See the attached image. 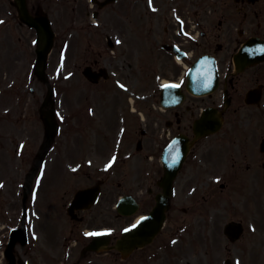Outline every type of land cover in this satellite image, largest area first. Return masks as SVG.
I'll return each instance as SVG.
<instances>
[{
    "label": "flooded vegetation",
    "instance_id": "obj_1",
    "mask_svg": "<svg viewBox=\"0 0 264 264\" xmlns=\"http://www.w3.org/2000/svg\"><path fill=\"white\" fill-rule=\"evenodd\" d=\"M3 1L0 6V21L3 23L0 25L9 26L16 22L19 27H25L17 17L14 0ZM26 1L32 13L41 8L47 12L54 26L66 23L67 27L81 26L85 32L96 34L92 39L90 36L87 41H81L80 47L77 43L84 55L81 64L94 70L103 67L101 59L111 46L118 49V54H127L124 46L128 45L131 36L128 34L133 28L141 40V47L150 46V49L156 50L148 52L152 59L149 63L152 72L147 83L141 77L136 84L123 85L125 90L133 87L136 92L132 112H129L127 99L118 102L121 105H114L117 108L115 132L108 139L103 138L110 151L108 157L105 158V152H99L92 146L95 172L98 169L106 173L107 169L120 168L135 172L131 178L127 176L124 179L121 198H134L138 210L134 215L121 217L123 227L119 237L125 229L133 226L137 215L149 214L154 208L157 195L163 192L160 183L164 173V150L166 146L170 147L172 194L165 231H161L151 244L132 249L125 260L135 255L144 260L151 253L148 248L153 247L158 239H161V245L174 239L173 245L181 248L185 241L183 236L190 234L193 215L205 205L219 210L220 202L226 195L231 200L234 197L243 210L250 209V172L256 168L255 110H262L264 119V62L243 70L235 67L236 52L243 43L257 35H245V31L239 30L235 17L224 13V0L216 3L215 14L201 15L200 18L198 16L204 10L201 2L166 0L165 11L169 15L166 20L158 21L155 13L162 10L161 0ZM241 2L247 4L245 0ZM191 3L196 8L191 17L196 19L195 25L187 19ZM5 4L9 8H5ZM233 7L238 11L241 9L239 5ZM235 33L238 35L235 36ZM257 37L264 39V35ZM164 44L174 45L177 49H163ZM24 46L25 53L30 51L31 39L25 41ZM70 47L66 44L62 51L67 55ZM20 59V56L15 58L16 61ZM200 59L206 60L203 73L195 80L192 76L190 81L197 90L204 92L197 95L188 90V74ZM166 82L178 83L179 87L169 88L163 94ZM146 90L152 91V94L146 96ZM144 106L151 109L150 120L139 113ZM209 108L218 114L222 127L206 134L199 130V123L204 111ZM122 164L124 167L119 166ZM96 179L105 182V179ZM113 206V195L107 194L100 201L97 213L87 209L78 211V215L82 213L86 223L96 216L107 219L111 217ZM124 207L130 208L128 201ZM0 209H7V217L13 220L20 218L22 222L25 217L24 205L20 209L16 203H10L6 208L2 204ZM105 223L111 230L110 245H114L118 232L114 231L111 223ZM85 241V237L80 238L81 243L86 244ZM109 252L122 257V253L115 249Z\"/></svg>",
    "mask_w": 264,
    "mask_h": 264
},
{
    "label": "rangeland",
    "instance_id": "obj_2",
    "mask_svg": "<svg viewBox=\"0 0 264 264\" xmlns=\"http://www.w3.org/2000/svg\"><path fill=\"white\" fill-rule=\"evenodd\" d=\"M193 1H201L204 6L198 18L201 15L215 14L218 0ZM2 3L3 0H0V6ZM166 4V0L160 1L162 10L155 13L156 21L165 19L169 15V12L165 11ZM233 5V0H224L226 15L230 13L235 16L240 28L263 33L264 0H259L256 5H249L241 13H237ZM1 11L5 15L2 9ZM188 21L194 25L196 19L189 18ZM258 23L263 24L261 29L258 28ZM58 26L61 45L67 39L74 44L77 39L74 31L77 27L68 28L66 23H59ZM234 35L236 36L237 33ZM35 37L34 30L21 28L16 22H12L9 26L0 25V206L3 204L5 208L10 203H16L21 208L20 192L26 181L24 174L33 166L34 156L44 137L39 106L47 87L35 76L33 70L36 60ZM30 39H32L31 51L27 50L25 53L24 42ZM134 42L135 40L129 41L128 53L124 59L105 57L119 66L120 63L133 66L132 69L127 68L128 76L130 77L129 73H131L132 78L137 76L136 64L139 62V57L141 58V50H137ZM71 51H75V46ZM138 53L140 55H137ZM19 56L21 59L16 61L15 58ZM60 57L57 45L49 56L48 77L56 90L55 107L57 116L62 122L61 129L55 148L51 150L46 160L47 178L38 193L33 194L31 198L34 203H31L28 222L29 242L25 247L17 246L30 264H73L78 261L83 244H76V241L82 233L83 225L72 222L65 209L61 207V201L63 197H66V200L71 199L76 189L91 183L84 176L87 173L80 175V171L83 170H79L76 163L81 162L82 166L85 165L84 159L89 155L91 142L96 143L99 152H105V158L108 157L110 151L103 145L102 134L98 132H103L106 138L114 133L117 110L114 105H121L118 102H123L122 99H127L129 96L130 99L134 98L133 92H122L115 88V83L119 82H115V79H119V75L109 82L93 87L77 69L78 63L83 60V55L76 54L65 60H61ZM31 88L35 89L33 94ZM151 94L152 91H145V95ZM144 109L150 114L148 107L144 106ZM260 111L255 110L254 115L257 138L256 170L253 172L250 185V202L254 203L253 209L248 213L253 216L252 218L234 215L225 204L224 207L229 209L228 212L220 213L216 220L210 217L205 220L202 218L193 220L192 233L183 236L185 241L182 242L181 248L170 243L161 245L160 239L148 250L151 253L142 260L143 262L137 255L128 261H123L116 253L111 252L106 255L92 254L83 259L81 264H224L228 257L234 264H257L258 254L261 255L259 264H264V155L259 151V142L264 136V119L261 116L263 111ZM21 140L25 142V149L22 151L17 148ZM119 166L124 167L123 164ZM107 173L110 178L102 200L107 194L119 196L120 184L135 172L120 168ZM6 213L7 209L4 211L0 209L1 242L7 241L10 228L19 222L17 219L7 217ZM233 219L242 220L245 224L243 238L235 243H231L223 232L224 225ZM99 222L100 220H96L93 225L97 228ZM111 222L118 227L123 224L115 217ZM197 222L198 225L195 226ZM3 251L4 246H1L0 264L5 262Z\"/></svg>",
    "mask_w": 264,
    "mask_h": 264
},
{
    "label": "water",
    "instance_id": "obj_3",
    "mask_svg": "<svg viewBox=\"0 0 264 264\" xmlns=\"http://www.w3.org/2000/svg\"><path fill=\"white\" fill-rule=\"evenodd\" d=\"M18 1V6H19V10H20V14L21 17L24 21H26L28 24H30L31 26L36 27L37 29V33H38V48H37V54H38V58H37V63H36V73L38 74V76L43 79L46 80L45 78V69L47 67V55L52 47L53 44V38H54V33L53 30L50 26V22L48 20V18L46 16L43 15H39L37 17H32L30 16V14L27 11V8L25 6V0H17ZM258 42H261L259 40H252L250 41L247 45H249V47H245L241 53H242V57L244 58V56H247L248 58H250V60L257 62V61H261L264 60V52H262V54L255 53L257 51L256 48H254V45H258ZM253 47V48H252ZM52 89H50L49 95L46 98V101L44 103V105H47L49 103H52ZM42 117L46 123V140L44 142V144L41 147L40 152L37 155L36 158V167L33 168V172H36V170L38 169V165L40 164V162L42 160H44L45 156L47 155V153L50 150V147L52 145V142L55 138L56 132H57V122L55 120V117L53 114H42ZM167 174L169 175V172L167 171ZM167 175V176H168ZM32 175L30 174L28 176V179H30V181H32ZM30 185V182H29ZM98 193V187L95 188H91V189H87V190H82L80 192H78V194L76 195V198H80V197H86L88 199V201H92L94 200V198L97 196ZM76 200V199H75ZM160 204H162V200H160ZM74 206V204L72 205V207ZM119 209L121 211L120 205H119ZM161 225H159L156 230L158 231L160 229ZM225 232L226 234H228L230 236V238L232 240L237 239L241 233L243 232V225L239 222H230L226 225L225 227ZM107 241L106 237L101 236V235H97L94 238V241L89 245L90 249L93 250H99L101 248V246L103 244H105V242ZM22 242L25 243L26 239L23 237ZM16 243V238L12 239L11 243L8 246L7 250H11L14 245ZM8 258L10 259V264H15L14 263V257H11L8 254ZM229 264V262H228Z\"/></svg>",
    "mask_w": 264,
    "mask_h": 264
},
{
    "label": "bare ground",
    "instance_id": "obj_4",
    "mask_svg": "<svg viewBox=\"0 0 264 264\" xmlns=\"http://www.w3.org/2000/svg\"><path fill=\"white\" fill-rule=\"evenodd\" d=\"M259 262H260V257H257L256 258V263L259 264Z\"/></svg>",
    "mask_w": 264,
    "mask_h": 264
},
{
    "label": "snow or ice",
    "instance_id": "obj_5",
    "mask_svg": "<svg viewBox=\"0 0 264 264\" xmlns=\"http://www.w3.org/2000/svg\"><path fill=\"white\" fill-rule=\"evenodd\" d=\"M0 23H3L2 21H0ZM110 166V165H109ZM90 235H94V234H90Z\"/></svg>",
    "mask_w": 264,
    "mask_h": 264
}]
</instances>
